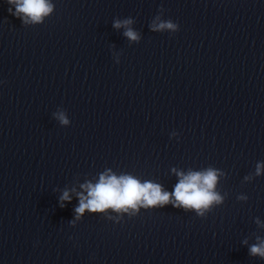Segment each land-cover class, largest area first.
I'll use <instances>...</instances> for the list:
<instances>
[{
  "label": "water",
  "instance_id": "obj_1",
  "mask_svg": "<svg viewBox=\"0 0 264 264\" xmlns=\"http://www.w3.org/2000/svg\"><path fill=\"white\" fill-rule=\"evenodd\" d=\"M45 2L0 0V264H264V0ZM101 177L169 200L77 214Z\"/></svg>",
  "mask_w": 264,
  "mask_h": 264
},
{
  "label": "clouds",
  "instance_id": "obj_2",
  "mask_svg": "<svg viewBox=\"0 0 264 264\" xmlns=\"http://www.w3.org/2000/svg\"><path fill=\"white\" fill-rule=\"evenodd\" d=\"M11 2L12 0H9V3ZM50 10V6L46 4L45 0H18L17 3V11L25 13L33 20H39L42 14ZM115 26L118 27L119 22ZM156 27L176 29L177 25L166 21L156 25ZM126 35L132 39L136 38L135 33L131 30H128ZM60 119L63 124L68 123L63 116ZM257 172H259V166L257 167ZM215 181L216 175L211 170L206 174H190L176 185L174 196L185 207L206 208L214 200H219V197L211 191ZM88 196L90 198L86 202L83 198L81 199L79 206L75 209L77 214H82L85 209L91 212H103L109 207L114 210H127L129 207L135 208L139 202L152 206L158 203L164 204L169 200V194L161 193L158 185L151 183L141 185L136 179L131 177H121L119 179L111 177L107 180L101 177L100 183L90 188ZM61 199H68L67 192L64 193ZM250 253L264 257V246L253 245L250 248Z\"/></svg>",
  "mask_w": 264,
  "mask_h": 264
}]
</instances>
